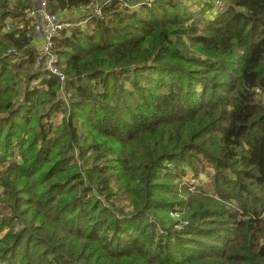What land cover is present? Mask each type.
<instances>
[{"label": "trees", "instance_id": "trees-1", "mask_svg": "<svg viewBox=\"0 0 264 264\" xmlns=\"http://www.w3.org/2000/svg\"><path fill=\"white\" fill-rule=\"evenodd\" d=\"M121 1L54 38L65 104L0 0V264H264V0Z\"/></svg>", "mask_w": 264, "mask_h": 264}, {"label": "built area", "instance_id": "built-area-1", "mask_svg": "<svg viewBox=\"0 0 264 264\" xmlns=\"http://www.w3.org/2000/svg\"><path fill=\"white\" fill-rule=\"evenodd\" d=\"M46 1L47 0H31V4L24 8V16L29 17L31 22L33 21L35 23L37 30V35L30 41L31 46L34 48L33 67L35 71L39 73H46L56 77L59 83L57 95L62 100L65 92V76L56 65L57 55L53 50L54 38L58 37L60 33L70 25L77 24L83 26L87 23L91 15H100L101 12L98 8L100 0H94V4L91 5L92 9L90 15H79L76 10L77 15L74 12L68 11L66 15L69 16L66 17H60L55 12L49 11L46 8ZM131 1L132 0H123L120 4L124 7L134 8L140 3H144L148 6L153 0H133L132 3ZM215 3L218 7L215 11L220 10L222 0H215ZM85 11L87 10L83 9L81 12L84 13ZM12 24L16 25L17 21L13 19L9 25L3 22L2 29H9ZM6 51L13 53L17 52L16 48L12 46L8 47ZM31 83L37 86L41 84V81L37 78L32 80Z\"/></svg>", "mask_w": 264, "mask_h": 264}, {"label": "rangeland", "instance_id": "rangeland-1", "mask_svg": "<svg viewBox=\"0 0 264 264\" xmlns=\"http://www.w3.org/2000/svg\"><path fill=\"white\" fill-rule=\"evenodd\" d=\"M8 1V3L11 5L12 4V0H7ZM133 1V0H132ZM132 1H131V3H132ZM157 1H159V0H153L149 5H152L153 3H155V2H157ZM180 2H181V4L182 5H190V6H192L193 8L195 7H197V3H199L200 2V5H202V2H201V0H179ZM212 1V6H210L209 8H210V10H209V8H208V11L206 12V8H203L204 10V13L206 12V16L207 17H209V15H214V14H216V12H215V9H217L218 7H217V5H216V3H215V0H211ZM100 2H103L102 0H100ZM30 4H31V0H30ZM30 4H28L27 6H29ZM27 6H25V7H27ZM24 7V8H25ZM119 7L120 8H122V5L121 4H119ZM137 7H139V5H137L136 7H135V9L137 8ZM24 8L22 9V12H21V14L18 16H15V17H7V18H5L4 20V23H6L7 25H9V23H11V21L13 20V19H15V21H18V19L21 21V23L23 24L24 23V20H28V22H27V24L28 25H30L29 27H28V31H26L27 33H28V37H29V45H31V43H30V41H31V39L34 37V36H36L37 35V30H36V26H35V23L32 21L31 22V19L29 18V17H26V16H24ZM70 12H74V13H77V11L75 10V11H70ZM56 14H58L60 17H66V16H69V15H65L64 14V12L63 11H61V12H55ZM26 14V13H25ZM77 15V14H76ZM203 20H205V19H203ZM203 20H202V22H203ZM198 21H201V19H199ZM82 27V26H81ZM30 85H32V83L30 82ZM68 94H69V91L68 90H65V92H64V96H63V98H62V102H64L65 104H67V102H68ZM47 101L45 100V103H46ZM59 119H61V114H54L53 113V115H51L50 116V121H52L53 123L55 122L56 124L58 123V122H60L59 121ZM14 157V159L15 160H17L18 158H17V156H15V155H13ZM209 164H204V167H202L201 166V168L203 169V171H201V172H199L198 174H197V178H191V171L189 170V169H187L186 170V175H185V179L188 181V182H190V184H196V185H204L205 183H207L208 182V180H209V176H210V174L212 173V169L210 168V166H208ZM3 167L0 165V170L2 169ZM263 191H264V186H263ZM3 187H1L0 186V215H2V214H5V213H8L9 214V212L11 211L10 209V202H6L5 200H3ZM119 195V194H118ZM6 203H9V205H7ZM118 206L119 207H122V208H129V205H128V201H126V200H124L122 197H121V195H119V200H118ZM18 208V210H20L21 209V206H18L17 207ZM170 217H172V219H178L179 217L177 216V215H173V214H171L170 215ZM4 232L6 231V229L5 230H3ZM2 231V232H3ZM2 232H0V235L2 234ZM3 264V263H2Z\"/></svg>", "mask_w": 264, "mask_h": 264}]
</instances>
